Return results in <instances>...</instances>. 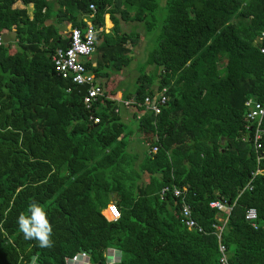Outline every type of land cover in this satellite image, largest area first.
Listing matches in <instances>:
<instances>
[{
  "label": "trees",
  "instance_id": "obj_1",
  "mask_svg": "<svg viewBox=\"0 0 264 264\" xmlns=\"http://www.w3.org/2000/svg\"><path fill=\"white\" fill-rule=\"evenodd\" d=\"M16 1L0 0V34L15 26L24 51L10 55L0 45V264H30L33 256L36 264H66L81 250L92 264H105L108 248L120 252L115 264H219L213 224L221 213L209 206L215 199L235 201L221 234L230 260L264 264V173L252 174L264 160L257 162L252 138H244L245 101L264 99V53L256 42L264 0H20L31 15L13 8ZM106 13L113 27L96 35V65L86 61L107 78L104 105L98 100L91 109L100 122L93 123L82 97L68 91L75 85L53 73L50 54L68 40L45 20L66 21L70 31L86 25L80 14L102 27ZM118 15L142 24L153 40L135 69L133 92L120 88L121 70L132 64L140 37L135 28L123 32ZM163 88L160 113L138 119L148 143L140 157L128 151L132 131L114 99L142 102ZM164 186L186 190L203 232L183 225L181 199L170 192L160 198ZM110 201L120 210L115 221L102 213ZM33 203L51 225L50 247L19 229V215L30 216ZM250 207L257 229L245 219Z\"/></svg>",
  "mask_w": 264,
  "mask_h": 264
},
{
  "label": "built area",
  "instance_id": "obj_2",
  "mask_svg": "<svg viewBox=\"0 0 264 264\" xmlns=\"http://www.w3.org/2000/svg\"><path fill=\"white\" fill-rule=\"evenodd\" d=\"M90 9L94 12L95 5L90 4ZM92 16V15H91ZM102 27L94 24L92 21L86 22L84 27L74 26L68 32V42L65 46L56 47L50 54V58L53 64V73L56 77L65 79L73 83L75 86L86 84L85 94L82 96V101L85 107L89 110L92 109L93 104L98 100L101 101L106 98L104 93V87L102 83L98 80L95 74L86 67V61L91 59L92 54L96 50L97 38L96 35L101 30ZM256 42L260 44V52L264 53V30L256 38ZM3 43V38L0 34V45ZM68 91H71L69 88ZM166 89L154 90L153 94H147L143 98L142 102H137L135 97L128 99L117 98L114 99L115 112H119L124 107L137 108L138 105L143 107V112L149 111L156 115L160 113L161 108L166 105L167 96ZM245 106L247 108L244 115V119L247 122L246 133L244 138H252L255 148L256 160L259 163L260 160H264V128L261 127L262 118L264 116V99L256 100L249 97L245 101ZM143 113L141 112L140 116ZM88 119L93 123L100 122V117L95 115L91 110ZM254 125V126H253ZM263 141V143L261 141ZM156 147L152 150L155 152ZM262 172L264 169L257 168L252 174ZM251 188L249 183L245 186ZM171 193L173 197L181 199L180 205V220L183 225L189 230H196L198 232H203L202 227L193 218L191 208L185 201L186 190H182L176 186L172 189L169 186H164L159 192L161 199H164L167 193ZM235 201L231 203L226 199H215L209 202L211 208L217 209L221 214L217 217L219 223L213 224V234L217 238V251L219 254V264H241L239 262H232L230 260V252L228 247L222 242L221 234L232 210ZM105 210V212L103 211ZM102 210L104 217L108 221H115L120 217V210L116 203L110 201L106 208ZM245 219L251 224L255 229L259 227L257 223V212L255 208H248L245 212ZM109 252V251H108ZM115 260V258H114ZM114 260L106 259V264H115ZM66 264H92L90 261V255L86 251H78L71 257L65 258Z\"/></svg>",
  "mask_w": 264,
  "mask_h": 264
},
{
  "label": "crops",
  "instance_id": "obj_3",
  "mask_svg": "<svg viewBox=\"0 0 264 264\" xmlns=\"http://www.w3.org/2000/svg\"><path fill=\"white\" fill-rule=\"evenodd\" d=\"M55 7H54V9L55 8H57V3H55V5H54ZM12 7L13 8H19V9H21V8H25V7H27L26 9L28 10V11H30L31 12V9H32V7L31 6H25V5H23V3L20 1V0H18V1H16L15 3H14V5H12ZM29 12V13H30ZM118 17H119V25H120V20H122L121 18H120V16L118 15ZM83 20V21H85V23L86 22H88L89 21V18H87V16L85 15V14H80L79 15V20ZM55 17H50V18H47L46 20H45V24L46 25H48V24H53L55 27H58L57 29H58V34L60 35V37H61V40H62V42L63 43H65L64 42V40H68V38H67V36H68V31H69V23H67L66 21H63V22H61V23H59V24H57L55 21ZM124 21V20H123ZM113 27V22H112V20H111V18H110V15L108 14V13H106L105 15H104V25L102 26V29L105 31V32H108V31H110L111 30V28ZM120 28H121V26H120ZM1 36H2V38H3V43L2 44H4L5 46H7L8 47V49H9V54L10 55H13L15 52H17V51H22V52H24L23 51V47H22V45H20V42H19V37H18V34H17V32H16V28H15V26H12L10 29H4L3 30V32L1 33ZM43 43L41 42V43H39V45H42ZM26 53H28L27 52V50L25 51ZM91 58H92V56H91ZM92 60V59H91ZM96 65V62H95V60L93 59V61H92V66L94 67ZM121 72H122V70H121ZM136 72V71H135ZM123 77V76H122ZM107 78H104V77H99L98 78V80L102 83V85H103V87H104V90L106 91V88H105V80H106ZM121 79V78H120ZM136 79V76H134V75H131V73L130 72H128V69L126 70V73H125V77H123V81H122V83H121V89L123 90V86L124 87H126L127 85H129V87L131 86V84H132V86L133 87H130V89H132V88H136V84H134V83H132V80H135ZM119 85V84H118ZM74 89V88H73ZM118 90H120L119 88H118ZM72 91V90H71ZM70 91V92H71ZM105 93V92H104ZM109 97V96H108ZM104 105V102H103V100L102 101H100V104H99V108H101L102 106ZM129 112L130 113V115L129 116H131V117H135L136 118V120L138 121V119L143 115H141L140 116V114H141V112L143 113V111H139L137 108H133V107H124V108H122L120 111H119V115H120V113H121V116H122V114H123V112ZM121 116H120V118H121ZM124 116H126V113H124V115H123V117ZM122 120V119H121ZM138 132V131H137ZM139 134H141V132H138ZM141 135H143V134H141ZM143 137V136H142ZM141 137V138H142ZM145 144H144V149H143V154H144V152H145V150H146V148H147V145H148V143L147 142H144ZM134 148V147H133ZM131 152H133V151H131ZM134 152L135 153H137V154H139L138 153V150H134ZM143 154H141L142 156H143ZM109 251V252H108ZM104 255H105V258L106 259H108V260H114V258H115V260H114V262L115 261H117L118 259H119V257H120V252L119 251H117L115 248H108V249H106V251H105V253H104Z\"/></svg>",
  "mask_w": 264,
  "mask_h": 264
},
{
  "label": "rangeland",
  "instance_id": "obj_4",
  "mask_svg": "<svg viewBox=\"0 0 264 264\" xmlns=\"http://www.w3.org/2000/svg\"><path fill=\"white\" fill-rule=\"evenodd\" d=\"M28 12H30V11H28ZM29 14L31 15V14H33V12H30ZM120 26H121V29H122L123 32H129L130 30L135 28V30H137L138 33H139V37H140L139 41H138V43L135 46H133L134 59L132 61V64L129 67L124 68L122 70V72H121V75L123 77H125L126 70L128 69V72H130L131 75L136 76L137 73L135 72V69H136L137 65H139V66L141 65V59H143V57H146L147 52L153 46V40H151L150 37H148V36L146 38V35L144 33V26L142 24H140V23L130 22V21L126 22V21L120 20ZM91 59H93V54H92V58ZM135 61H136V65H135ZM151 70H152V68L150 66H148L146 68L147 72H150ZM132 83L135 84V80H132ZM130 87H133L132 84H131ZM130 87H129V85H127L126 87L123 86V90L125 89L127 92L128 91H132L133 92L135 89L134 88L130 89ZM124 113H126V116L123 117ZM129 115H130V113L126 112V111L123 112L122 116H121V113H120L122 122H124L125 125H126V129L128 131L129 130L132 131V134H130V137L128 139V141H129L128 151H130V152L133 151L134 152V150L136 149V150H138V153H139L137 155H140V157H142L141 154H143L142 152H143L144 144H145L144 140L141 138L143 136L141 134H143V133L139 134L137 132L138 121L136 120L135 117H131ZM103 211L105 212V210H103Z\"/></svg>",
  "mask_w": 264,
  "mask_h": 264
},
{
  "label": "clouds",
  "instance_id": "obj_5",
  "mask_svg": "<svg viewBox=\"0 0 264 264\" xmlns=\"http://www.w3.org/2000/svg\"><path fill=\"white\" fill-rule=\"evenodd\" d=\"M30 216H25L21 213L18 217L19 229L24 233L26 239H36L39 241L40 247H50L51 225L48 222L47 215L44 209L33 203L30 205ZM118 251V250H117ZM37 257L33 256L31 264H36Z\"/></svg>",
  "mask_w": 264,
  "mask_h": 264
},
{
  "label": "water",
  "instance_id": "obj_6",
  "mask_svg": "<svg viewBox=\"0 0 264 264\" xmlns=\"http://www.w3.org/2000/svg\"><path fill=\"white\" fill-rule=\"evenodd\" d=\"M88 86L86 84H82V85H77L74 87V89H72V91L70 92V95L73 96V95H77L79 97H82L85 92H86V88ZM115 192H110L108 194L109 196V200H112V197L115 196ZM93 264H101L100 262H97V263H93Z\"/></svg>",
  "mask_w": 264,
  "mask_h": 264
}]
</instances>
